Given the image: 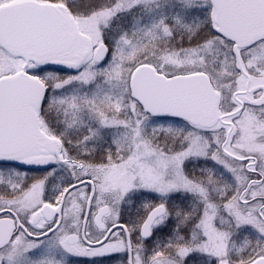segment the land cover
Wrapping results in <instances>:
<instances>
[{
	"label": "snow or ice",
	"instance_id": "1",
	"mask_svg": "<svg viewBox=\"0 0 264 264\" xmlns=\"http://www.w3.org/2000/svg\"><path fill=\"white\" fill-rule=\"evenodd\" d=\"M0 264H264V0H0Z\"/></svg>",
	"mask_w": 264,
	"mask_h": 264
}]
</instances>
